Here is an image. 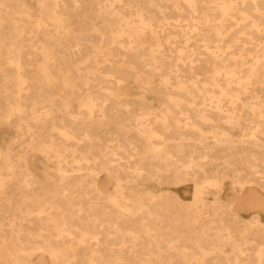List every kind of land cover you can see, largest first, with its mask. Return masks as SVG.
I'll list each match as a JSON object with an SVG mask.
<instances>
[{
	"label": "bare ground",
	"instance_id": "bare-ground-1",
	"mask_svg": "<svg viewBox=\"0 0 264 264\" xmlns=\"http://www.w3.org/2000/svg\"><path fill=\"white\" fill-rule=\"evenodd\" d=\"M262 90L264 0H0L1 264H264Z\"/></svg>",
	"mask_w": 264,
	"mask_h": 264
},
{
	"label": "rangeland",
	"instance_id": "rangeland-1",
	"mask_svg": "<svg viewBox=\"0 0 264 264\" xmlns=\"http://www.w3.org/2000/svg\"><path fill=\"white\" fill-rule=\"evenodd\" d=\"M29 1H31L33 4L35 3V0H29ZM34 64H35V62H33L30 65V68L31 69L34 67ZM57 87L58 86H56L55 88H57ZM262 92H264V90H262ZM1 102H3V101H1ZM1 102H0V104H1ZM73 104H74V107L77 106L75 102ZM18 120H19V118L14 117V118L11 119V121H12L13 124H5L3 121L0 122V144L4 145V143L6 141L7 142H10V140H12V139L13 140H16L17 141V143L15 144L16 145V151L22 149V147L20 145V142H19L20 139H19V137H16L17 136L16 135V128L14 126V124ZM30 154H31V160L33 161V165H34L35 169H38V172H40V171L44 172L45 170L53 169L54 166L52 164H48V165L46 164V165H44V164L40 163V160L41 159H39V154H38V152H36V150L31 151ZM42 172H40V174ZM34 173L36 174V170L34 171ZM106 176L107 175H105V174L102 175L101 178H100V180L101 181H104L106 179ZM144 182H145V186H147L148 188L160 189V188H166V187H168L167 184H162V185L158 184V182L156 180H147V181H144ZM40 184H43L44 185L45 183H40ZM44 186L45 187H49L48 184H45ZM23 187L24 186L20 182L19 183H16V181H15V182L10 183V185H8L7 189H8V191L13 190L15 192V194L13 196L14 197V200L10 204L6 203V200H4V198L2 199L3 201L0 200V220L2 222V229H3V231L1 232L2 233V236L6 235L8 233V230H7V227L8 226H5V224L7 222V219H5V216L10 213V212H8L9 208H12V209H15L16 210V208L21 205V200L22 199H21L20 191L23 189ZM29 187L32 190V192H34V193H37V190L38 189H41L40 188L41 185H38V183H37L36 180ZM184 197L185 198H189L190 195L189 194H185ZM1 207H2V209H1ZM250 214L251 213L250 212H247V211H242V210L240 211V215L242 217H245V218H248L250 216ZM225 219L226 220L227 219L228 220H231V219H233V217H231L230 214H229V215H226L225 216ZM262 220H264V217H262ZM241 223L242 222H240L238 224L237 230H233V233H234V236L235 237H240L242 235V232L238 231L239 228L240 229H243V227H242L243 225H241ZM34 224L32 223V226L28 229V230L31 231V234L32 235H34V233L36 231V227H38V224H35V225ZM5 228H6V230H5ZM26 230H27V228H26ZM247 237H248L249 241L247 243H245V244H242V246L250 247L252 249L253 248H256L257 247V243L260 242L261 240H263L259 236H254V233L253 234H249L248 233L247 234ZM111 246L116 247L115 244L114 245H111ZM127 246H125V249H126L125 251L126 252H128L129 249H132V251H134L137 254H140L143 251L140 246H134L133 247L131 244H127ZM92 247L102 248L103 247V244L102 243L97 244V245L93 244ZM127 248H129V249H127ZM223 248H225L228 251L229 254H232V248H231V245L230 244L223 245ZM207 253H208L209 257H211L213 255H216V254H214L212 252H207ZM79 258H81V259H79L80 262H78V264H89V261L87 260V258H84V257L82 258L80 256H79ZM157 262L158 261H149L148 263H151V264L153 263L154 264V263H157ZM159 262H161V261H159ZM162 262H163V264H168V261L165 260V259ZM228 262H230L231 264H234L235 263L234 261L231 262V261H227L226 259H223L222 258V259H219V260H217V259L210 260L209 264H228ZM1 263H3V262L0 261V264ZM126 263L127 264H130V263L133 264V263H137V262L134 259H132V260L130 259V260L126 261L123 264H126ZM249 263L250 264H254V261L251 260V261H249ZM48 264H51V263L48 262ZM169 264H185V262L183 260L179 259V258H176V256H173V258L170 260V263Z\"/></svg>",
	"mask_w": 264,
	"mask_h": 264
}]
</instances>
